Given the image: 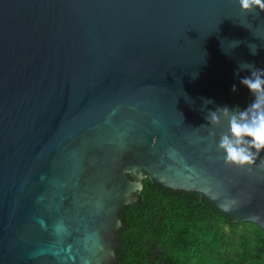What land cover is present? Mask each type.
<instances>
[{"label":"water","instance_id":"95a60500","mask_svg":"<svg viewBox=\"0 0 264 264\" xmlns=\"http://www.w3.org/2000/svg\"><path fill=\"white\" fill-rule=\"evenodd\" d=\"M242 61L264 11L238 0H0V264H119L147 175L264 230V150L225 163L207 119L251 101Z\"/></svg>","mask_w":264,"mask_h":264},{"label":"trees","instance_id":"16d2710c","mask_svg":"<svg viewBox=\"0 0 264 264\" xmlns=\"http://www.w3.org/2000/svg\"><path fill=\"white\" fill-rule=\"evenodd\" d=\"M142 183L138 200L119 211V264H264L257 224L234 221L200 192L163 186L149 175Z\"/></svg>","mask_w":264,"mask_h":264},{"label":"clouds","instance_id":"9594fccd","mask_svg":"<svg viewBox=\"0 0 264 264\" xmlns=\"http://www.w3.org/2000/svg\"><path fill=\"white\" fill-rule=\"evenodd\" d=\"M238 4L243 12L264 11V0H238ZM249 48L255 55L257 46L250 44ZM244 70L249 74L240 76L239 82L249 90L251 101L243 108L218 107L207 116L213 125L220 124L222 118L227 122V129L220 134L217 148L223 153L225 163L238 167L253 165L264 150V68L242 61L237 74ZM231 89L236 92L237 85L232 84Z\"/></svg>","mask_w":264,"mask_h":264}]
</instances>
